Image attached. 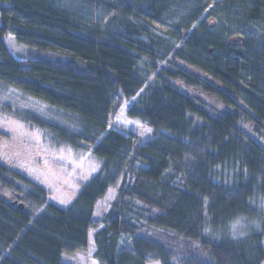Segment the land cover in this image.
<instances>
[{
  "label": "trees",
  "instance_id": "16d2710c",
  "mask_svg": "<svg viewBox=\"0 0 264 264\" xmlns=\"http://www.w3.org/2000/svg\"><path fill=\"white\" fill-rule=\"evenodd\" d=\"M188 1L112 0L102 26L66 0H0V114L101 160L67 208L0 161V264H71L91 230L104 264H264V52L190 24L177 48L153 25ZM221 1L264 20V0Z\"/></svg>",
  "mask_w": 264,
  "mask_h": 264
},
{
  "label": "rangeland",
  "instance_id": "374dc122",
  "mask_svg": "<svg viewBox=\"0 0 264 264\" xmlns=\"http://www.w3.org/2000/svg\"><path fill=\"white\" fill-rule=\"evenodd\" d=\"M190 1L186 2L187 8L171 5L165 15L157 18L163 27L155 25L153 27L176 41H178V37L173 36L172 31L182 32V29H185L189 24V33L200 29L202 35L208 38L225 39L239 35L245 38L249 44L258 46L264 52V20L251 19L247 14L244 15L242 8H239L237 12L232 11L233 9L221 0H192L194 4ZM111 2L112 0H66L65 3L72 9L80 11L86 18H91L90 20H93L94 24L107 26L112 21L114 13L119 10L118 7H110L109 3ZM244 2L246 0L242 2V5ZM186 3L184 2V5ZM196 13L199 15L195 20H192V16H195ZM142 15L145 17L146 12ZM144 17L141 18V21L144 20ZM149 25L152 26V24ZM233 40L240 41L235 38ZM6 41L10 50L17 56L24 55V49L15 45L10 35L6 36ZM183 43L184 40L178 41L177 48ZM170 58L172 59V57ZM175 62L176 66L182 65L180 60H175ZM163 65L167 66L168 64L164 62ZM188 68L195 72L193 68ZM196 94L208 106L217 107L219 104L211 95L200 91H197ZM137 133L143 141L150 139L152 135L151 129L145 125H141ZM0 161L45 188L49 200L62 208H67L72 204L101 166V160L92 152L78 150L68 144L55 141L29 123L2 114H0ZM115 196L116 192L113 191L99 203L96 217L105 216L111 208ZM242 223L244 224V221H237L230 226V229L236 232L242 228ZM244 227L250 226L244 225ZM97 232L98 230L90 231L88 249L69 256L67 258L69 263L104 264L99 258L95 243ZM122 239L121 243L127 240V238Z\"/></svg>",
  "mask_w": 264,
  "mask_h": 264
},
{
  "label": "crops",
  "instance_id": "0c3cea01",
  "mask_svg": "<svg viewBox=\"0 0 264 264\" xmlns=\"http://www.w3.org/2000/svg\"><path fill=\"white\" fill-rule=\"evenodd\" d=\"M0 21H1V16H0Z\"/></svg>",
  "mask_w": 264,
  "mask_h": 264
}]
</instances>
